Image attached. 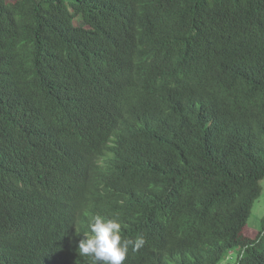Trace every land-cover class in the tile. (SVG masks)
Masks as SVG:
<instances>
[{"label": "trees", "instance_id": "trees-1", "mask_svg": "<svg viewBox=\"0 0 264 264\" xmlns=\"http://www.w3.org/2000/svg\"><path fill=\"white\" fill-rule=\"evenodd\" d=\"M263 179L264 0H0V264H264Z\"/></svg>", "mask_w": 264, "mask_h": 264}, {"label": "clouds", "instance_id": "clouds-1", "mask_svg": "<svg viewBox=\"0 0 264 264\" xmlns=\"http://www.w3.org/2000/svg\"><path fill=\"white\" fill-rule=\"evenodd\" d=\"M92 174H95V169L92 168ZM88 200L80 202L79 208L75 210V216L78 214L77 223L69 225L70 238L72 239V232L74 227L77 228L78 234H81V224H84L83 217L92 214V209L89 205L94 202ZM87 231L80 237L78 244V253L80 257H88L91 259L92 264H124L128 257L129 248L133 252H138L144 247L146 241L143 236H138L135 240L121 238V224L114 219H107L100 215L93 216L88 222ZM83 259L75 260L74 256L70 255L68 249H65L63 254L64 264H80Z\"/></svg>", "mask_w": 264, "mask_h": 264}, {"label": "rangeland", "instance_id": "rangeland-1", "mask_svg": "<svg viewBox=\"0 0 264 264\" xmlns=\"http://www.w3.org/2000/svg\"><path fill=\"white\" fill-rule=\"evenodd\" d=\"M11 1V0H10ZM262 193L255 202L250 218L248 220L245 233L254 238L263 228L264 221V179L261 181ZM238 256V250H232L220 264H234Z\"/></svg>", "mask_w": 264, "mask_h": 264}, {"label": "bare ground", "instance_id": "bare-ground-1", "mask_svg": "<svg viewBox=\"0 0 264 264\" xmlns=\"http://www.w3.org/2000/svg\"><path fill=\"white\" fill-rule=\"evenodd\" d=\"M76 205V204H75ZM85 219V218H84ZM86 227V226H85ZM84 228V227H83ZM164 258V257H163ZM18 263V262H17ZM146 263V262H145Z\"/></svg>", "mask_w": 264, "mask_h": 264}]
</instances>
